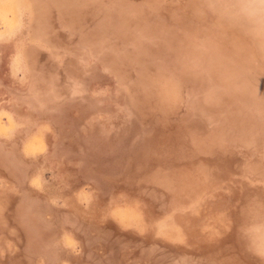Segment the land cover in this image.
Here are the masks:
<instances>
[{"label":"rangeland","instance_id":"1","mask_svg":"<svg viewBox=\"0 0 264 264\" xmlns=\"http://www.w3.org/2000/svg\"><path fill=\"white\" fill-rule=\"evenodd\" d=\"M263 208L264 0H0V264H264Z\"/></svg>","mask_w":264,"mask_h":264},{"label":"bare ground","instance_id":"2","mask_svg":"<svg viewBox=\"0 0 264 264\" xmlns=\"http://www.w3.org/2000/svg\"><path fill=\"white\" fill-rule=\"evenodd\" d=\"M179 68V67H178ZM206 70V69H205ZM144 71V70H143ZM195 76V75H194ZM214 78V77H213ZM180 79V78H179ZM215 79V78H214ZM220 81V80H219ZM182 84V83H181ZM201 85V84H200ZM216 85V84H215ZM213 86V85H212ZM200 88V87H199ZM218 88V87H217ZM211 89V88H210ZM201 90V89H200ZM203 94V93H202ZM214 94V93H213ZM205 97V96H204ZM201 102V101H200ZM162 106V105H161ZM175 109V108H174ZM173 110V109H172ZM191 117V116H190ZM147 118V117H146ZM168 120V119H167ZM247 123V122H246ZM167 124V123H166ZM232 124V123H231ZM161 125V124H160ZM177 125V124H176ZM182 126V125H181ZM190 126V125H189ZM247 126V125H246ZM164 127V126H163ZM174 127H175V125H174ZM183 127V126H182ZM242 127V126H241ZM183 129V128H182ZM186 129V128H185ZM191 130V129H190ZM193 130V129H192ZM144 131V130H143ZM167 131V130H166ZM195 131V130H194ZM249 131H251V130H249ZM252 132V131H251ZM254 132V131H253ZM165 133V132H164ZM159 134V133H158ZM201 134V133H200ZM232 135V134H231ZM257 136V135H256ZM255 136V137H256ZM229 137H231V136H229ZM161 138V137H160ZM164 138V137H163ZM170 138V137H169ZM171 138H172V136H171ZM223 138V137H222ZM233 138V137H232ZM228 139V138H227ZM261 139V138H260ZM172 140V139H171ZM198 140V139H197ZM249 141V140H248ZM218 142V141H217ZM219 143V142H218ZM145 144V143H144ZM142 148H143V146H142ZM263 148V147H262ZM145 150V149H144ZM149 150V149H148ZM209 152V151H208ZM147 153V152H146ZM136 154V153H135ZM134 155V154H133ZM133 155H132V157H133ZM146 155V154H145ZM148 156V155H147ZM134 161V160H133ZM136 163V162H135ZM134 163V164H135ZM209 169V168H208ZM211 170H213V169H211ZM159 172V171H158ZM161 172V171H160ZM121 178V177H120ZM135 179V178H134ZM124 180H126V179H124ZM128 180V179H127ZM159 182V181H158ZM153 183V182H152ZM134 186V185H133ZM141 187V186H140ZM144 187V186H143ZM151 187V186H150ZM138 190V189H137ZM150 196V195H149ZM167 198V197H166ZM159 199V198H158ZM161 201V200H160ZM248 202V201H247ZM105 203V202H104ZM160 204H161V202H160ZM247 204H249V203H247ZM249 206V205H248ZM255 209H257V208H255ZM257 210H259V209H257ZM261 210V209H260ZM263 210H264V208H263ZM236 211V210H235ZM253 211V210H252ZM262 211V210H261ZM239 212V211H238ZM240 213H242V212H240ZM262 213V212H261ZM236 214H239V213H236ZM245 214V213H244ZM235 215V214H234ZM245 222V221H244ZM33 245V244H32ZM241 262V261H240Z\"/></svg>","mask_w":264,"mask_h":264}]
</instances>
